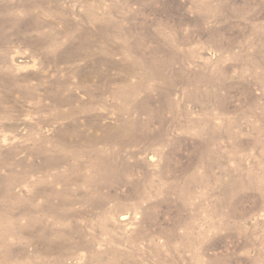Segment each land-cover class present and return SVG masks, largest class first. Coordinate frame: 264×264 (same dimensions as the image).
I'll return each instance as SVG.
<instances>
[{
  "label": "rangeland",
  "instance_id": "rangeland-1",
  "mask_svg": "<svg viewBox=\"0 0 264 264\" xmlns=\"http://www.w3.org/2000/svg\"><path fill=\"white\" fill-rule=\"evenodd\" d=\"M0 264H264V0H0Z\"/></svg>",
  "mask_w": 264,
  "mask_h": 264
},
{
  "label": "bare ground",
  "instance_id": "bare-ground-1",
  "mask_svg": "<svg viewBox=\"0 0 264 264\" xmlns=\"http://www.w3.org/2000/svg\"><path fill=\"white\" fill-rule=\"evenodd\" d=\"M196 20V19H195ZM199 78H201V77H199ZM197 83V82H196ZM189 84V83H188ZM190 85H192V83H190ZM46 90V89H45ZM88 92V91H87ZM205 93V92H204ZM215 96V95H214ZM208 97V96H207ZM72 98V97H71ZM73 99V98H72ZM209 99V98H208ZM59 100H60V98H59ZM214 100V99H213ZM65 101V100H64ZM216 101V100H215ZM73 103V102H72ZM68 104V103H67ZM54 105V104H53ZM66 105V104H65ZM74 110V109H73ZM82 112V111H81ZM95 125V124H94ZM100 132V131H99ZM140 132V131H139ZM142 133H143V131H141ZM68 133V132H67ZM97 133V132H96ZM130 133V132H129ZM94 134V133H93ZM124 134V133H123ZM134 134V133H133ZM97 135V134H96ZM111 135V134H110ZM77 136V135H76ZM103 136V135H102ZM136 136V135H135ZM142 136H143V134H142ZM70 137V136H69ZM108 137V136H107ZM132 138V137H131ZM81 139V138H80ZM112 139V138H111ZM124 139V138H123ZM118 140V139H117ZM138 140V139H137ZM122 141V140H121ZM140 141V140H139ZM106 142V141H105ZM113 143V142H112ZM122 143V142H121ZM130 143H131V141H130ZM133 144V143H132ZM120 145V144H119ZM57 148V147H56ZM96 166V165H95ZM96 168V167H95ZM101 174V173H100ZM108 179H110L109 177H108ZM90 181V180H89ZM110 181V180H109ZM92 182V180L90 181V183ZM98 182V181H97ZM101 182V181H100ZM104 182V181H103ZM112 182V181H111ZM108 183H110V182H108ZM113 184V183H112ZM114 185V184H113ZM92 186V185H91ZM115 186V185H114ZM105 187H106V185H105ZM110 188V187H109ZM114 189V188H113ZM92 190V189H91ZM99 193V192H98ZM111 193V192H110ZM45 194V193H44ZM48 194V193H47ZM101 194V193H100ZM94 195V194H93ZM108 195V194H107ZM106 195V196H107ZM136 195V194H135ZM134 195V196H135ZM138 198H139V196H140V194H139V196L138 195H136ZM105 197V196H104ZM141 197V196H140ZM111 198V197H110ZM100 200V199H99ZM101 201H103V200H101ZM148 202V201H147ZM141 207V206H140ZM139 207V208H140ZM113 211V210H112ZM111 212V211H110ZM123 216V215H122ZM103 217V216H102ZM105 221V220H104ZM103 221V222H104ZM103 229H104V227H103ZM94 239V238H93Z\"/></svg>",
  "mask_w": 264,
  "mask_h": 264
}]
</instances>
